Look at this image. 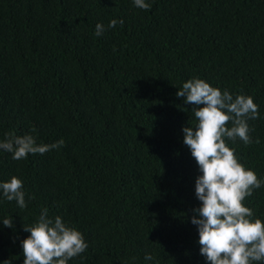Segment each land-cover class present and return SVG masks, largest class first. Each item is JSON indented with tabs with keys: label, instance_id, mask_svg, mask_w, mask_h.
<instances>
[{
	"label": "trees",
	"instance_id": "16d2710c",
	"mask_svg": "<svg viewBox=\"0 0 264 264\" xmlns=\"http://www.w3.org/2000/svg\"><path fill=\"white\" fill-rule=\"evenodd\" d=\"M113 18L124 22L107 28ZM194 76L259 106L248 124L260 142L226 143L264 177V0H0V139L65 141L21 160L0 152V180L21 178L27 202L0 199L13 220L0 224V264H23V224L42 207L88 242L69 264H206L181 131L193 105L175 94ZM245 203L264 219V187Z\"/></svg>",
	"mask_w": 264,
	"mask_h": 264
},
{
	"label": "clouds",
	"instance_id": "9594fccd",
	"mask_svg": "<svg viewBox=\"0 0 264 264\" xmlns=\"http://www.w3.org/2000/svg\"><path fill=\"white\" fill-rule=\"evenodd\" d=\"M132 4L150 10L152 0H132ZM123 22L113 18L107 28ZM105 31V25L97 22L95 35L99 37ZM175 94L193 105L194 122L182 126L181 131L199 170L194 194L200 203L189 218L197 228L199 253L206 264H264V219L245 203L255 189L264 187V177L240 162L235 148L226 143L237 139L246 145L260 142L259 138L253 141L248 124V120L259 117V106L249 95L234 96L228 89L195 76L185 80ZM64 143L63 138L37 143L29 133H7L0 139V152L21 160L59 149ZM0 199L14 200L21 209L27 207L22 179L11 175L0 180ZM0 224L12 228V217L0 218ZM23 229L29 233L20 240L23 264H69L88 248L84 234L60 215L50 216L47 207L41 208L33 222L23 224ZM144 260L153 262L154 257L146 252Z\"/></svg>",
	"mask_w": 264,
	"mask_h": 264
}]
</instances>
